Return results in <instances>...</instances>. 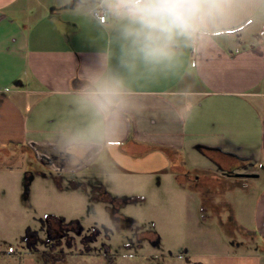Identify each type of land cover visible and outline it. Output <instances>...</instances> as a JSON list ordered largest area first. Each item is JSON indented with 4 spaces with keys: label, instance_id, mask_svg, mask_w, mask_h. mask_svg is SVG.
Wrapping results in <instances>:
<instances>
[{
    "label": "crops",
    "instance_id": "0c3cea01",
    "mask_svg": "<svg viewBox=\"0 0 264 264\" xmlns=\"http://www.w3.org/2000/svg\"><path fill=\"white\" fill-rule=\"evenodd\" d=\"M98 2L0 0V162L34 158L41 170L59 179L61 192L81 189L88 194L98 188L96 198L113 203L123 218L124 205L146 199L119 198L108 181L138 177L160 186L171 177L177 187L203 199L188 180L210 189L233 177L231 191L252 187L244 183L248 178L235 173L258 174L248 195L252 204L238 206L232 216L234 229L253 234L258 246L241 251L235 246L243 241L230 242L235 244L231 248L200 240L197 245L210 256H193L188 263L264 264V0H225L223 14L207 22L202 40L181 48L173 67L124 73L131 100L127 115L117 123L105 120L99 142L80 155L68 150L66 138L94 119L78 103L81 89L94 69L120 70L117 21L107 15L102 23L96 15ZM109 51L112 60L105 65ZM188 101L194 109L185 120L181 110ZM130 140L134 144L127 151L123 146ZM206 151L216 152L220 160ZM232 166L237 167L229 171ZM90 178L99 179L97 187ZM211 204L215 209L231 206L225 198ZM150 233L160 244L159 233Z\"/></svg>",
    "mask_w": 264,
    "mask_h": 264
},
{
    "label": "rangeland",
    "instance_id": "374dc122",
    "mask_svg": "<svg viewBox=\"0 0 264 264\" xmlns=\"http://www.w3.org/2000/svg\"><path fill=\"white\" fill-rule=\"evenodd\" d=\"M18 161L5 158L0 162V167L10 166L0 168V264H189L193 256H210L209 250L197 245L200 240L231 248L235 245L231 243L243 241L244 245L235 246L241 251L259 244L253 234L248 237L234 229L232 219L238 206L252 204L248 195L256 179L245 180L252 185L250 189L240 186L231 191L233 177L226 178L221 187L210 189L194 188V180H188V187L200 189L203 199L177 187L171 177L160 186L138 177L108 181L105 184L117 191L119 198L146 199L124 205L123 218L116 215L113 203L96 198L101 195L98 188L88 194L81 189L61 192L56 181L59 179L41 170L44 168L34 158ZM26 172L28 178L33 175L28 185ZM90 180L98 186L99 179ZM260 180L264 182V175ZM63 185H69L67 180ZM222 198L231 206L212 208L211 201ZM203 201L206 208L199 211L202 226L197 228ZM151 231L159 233L160 244Z\"/></svg>",
    "mask_w": 264,
    "mask_h": 264
},
{
    "label": "clouds",
    "instance_id": "9594fccd",
    "mask_svg": "<svg viewBox=\"0 0 264 264\" xmlns=\"http://www.w3.org/2000/svg\"><path fill=\"white\" fill-rule=\"evenodd\" d=\"M225 0H99L97 9L117 21L115 53L120 70L94 69L81 89L78 103L93 122L67 137L68 150L83 155L99 142L105 120L117 123L131 107L124 73L138 68L165 71L175 65L181 48L202 40L209 20L223 14ZM109 51L104 64L111 63ZM194 105L188 101L181 117L189 119Z\"/></svg>",
    "mask_w": 264,
    "mask_h": 264
},
{
    "label": "trees",
    "instance_id": "16d2710c",
    "mask_svg": "<svg viewBox=\"0 0 264 264\" xmlns=\"http://www.w3.org/2000/svg\"><path fill=\"white\" fill-rule=\"evenodd\" d=\"M130 142H132V140H130L129 142H127L124 146H123V148L124 149H126L127 151H130V148H131V146H132V144H134V142L133 143H130ZM137 144V143H136ZM137 147H140L142 150H147V148L145 147V146H142L141 144H137ZM143 147V148H142ZM168 152L170 153L171 151H170V149H168ZM206 153H207V155L208 156H210L212 159H214L216 162H218L220 159L218 158V156L216 155V152H213V151H206ZM174 157V156H173ZM175 158V157H174ZM221 163V162H220ZM236 167L237 166H232V168L229 170V171H233V170H235L236 169ZM29 173V172H28ZM188 173V175H189V177L191 176V175H193V174H191V172H187ZM191 178H193V177H191ZM201 180H204L203 178L201 179ZM192 181V180H191ZM193 185H194V188H196V186H198V187H201V188H205L204 186L205 185H207V184H203V183H201V182H198V183H195V181L194 182H192V187H193ZM192 187H189V188H191V190H196V189H193ZM58 188L60 189V190H63V188L62 187H60V184L58 185ZM209 204V203H208ZM212 205V204H211ZM204 208H206V206L203 204V209ZM212 208H215V206L213 205V207ZM264 248V245H261L260 246V249H263ZM16 254H18V255H20L19 253H8V254H6V255H16ZM21 256V255H20Z\"/></svg>",
    "mask_w": 264,
    "mask_h": 264
},
{
    "label": "water",
    "instance_id": "95a60500",
    "mask_svg": "<svg viewBox=\"0 0 264 264\" xmlns=\"http://www.w3.org/2000/svg\"><path fill=\"white\" fill-rule=\"evenodd\" d=\"M234 175L236 177H243V178L258 177V174H254V173H235Z\"/></svg>",
    "mask_w": 264,
    "mask_h": 264
},
{
    "label": "built area",
    "instance_id": "2783aa9c",
    "mask_svg": "<svg viewBox=\"0 0 264 264\" xmlns=\"http://www.w3.org/2000/svg\"><path fill=\"white\" fill-rule=\"evenodd\" d=\"M96 15L102 23H105L107 21V15L106 14H102L101 12H98V13H96Z\"/></svg>",
    "mask_w": 264,
    "mask_h": 264
}]
</instances>
